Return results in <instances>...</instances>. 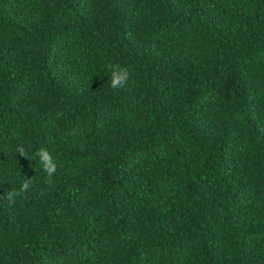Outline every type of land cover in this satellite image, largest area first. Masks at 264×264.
<instances>
[{
	"label": "trees",
	"instance_id": "trees-1",
	"mask_svg": "<svg viewBox=\"0 0 264 264\" xmlns=\"http://www.w3.org/2000/svg\"><path fill=\"white\" fill-rule=\"evenodd\" d=\"M0 264H264V0H0Z\"/></svg>",
	"mask_w": 264,
	"mask_h": 264
},
{
	"label": "clouds",
	"instance_id": "clouds-1",
	"mask_svg": "<svg viewBox=\"0 0 264 264\" xmlns=\"http://www.w3.org/2000/svg\"><path fill=\"white\" fill-rule=\"evenodd\" d=\"M110 80H111L112 88L123 87L129 80V73L127 70H120L119 66H114L112 73H111ZM19 153L22 156L26 157V154L23 148L19 149ZM37 154L39 155L41 159L44 172L47 173L48 179L46 182L49 185H51V178L56 172V164L53 160V157L46 148L39 149ZM28 188H29V181L25 180L20 190L18 191L14 190V191L8 192L5 198L7 199L9 205H14L16 203L15 197H17L23 192H26Z\"/></svg>",
	"mask_w": 264,
	"mask_h": 264
}]
</instances>
